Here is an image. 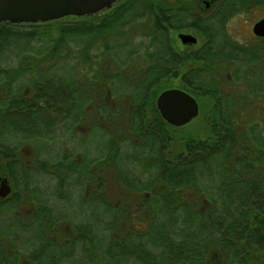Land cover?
<instances>
[{
  "label": "trees",
  "instance_id": "trees-1",
  "mask_svg": "<svg viewBox=\"0 0 264 264\" xmlns=\"http://www.w3.org/2000/svg\"><path fill=\"white\" fill-rule=\"evenodd\" d=\"M222 2L215 7L208 20L201 19L202 16L194 12L198 0H119L112 8L93 15L67 16L38 23L1 22L0 98L5 95L6 89L11 96L30 86L26 85L29 81L35 89L48 90L42 95L49 97L54 77L59 96L64 95L66 85H72L74 105L105 97L106 101L102 102L105 105L106 125L109 123V113H115L110 98L115 99V105H128L131 118L139 113L132 112V106H142L143 113L154 114V120L161 126L167 125L159 114L156 100L166 89L163 82L167 77L178 76L176 70L180 64L172 50L169 53L170 62H167L165 41L170 38L167 37L168 32L191 27L205 40L229 41L231 37L224 29L229 19L238 13L246 14L264 7V0ZM212 46L217 50L215 53L201 52L196 59V65L201 67L199 78L185 77V83L195 89L196 97L208 104H235L238 100L243 103L245 98L263 99L264 102V51L260 50L261 47L244 48V52L237 54L228 46ZM225 58L241 61L240 69L246 76L248 96L227 92L225 85L229 81L224 76L226 70L217 69ZM68 65L78 69L74 84H65V77L59 73L63 71L61 66ZM235 74L239 75L238 80L241 75L238 72ZM119 81L125 86L116 90L115 84ZM144 119H139L142 124ZM142 124H138L141 127L139 132L126 133L122 137L133 148H137L134 138L145 130L146 124ZM213 127L223 144H218L221 151L234 154L231 160L233 186L228 194L234 217L228 226L218 227L223 234L221 242L224 243L218 244L216 249L223 256L224 264L228 262L229 255L232 257L230 264H264V187L261 186L264 175V131L261 128L257 133L255 129L258 126H250L245 132L233 127L232 144H226V127ZM103 131L107 150L102 156L106 167H124L123 161L126 160L115 163L117 151L114 142H119L121 137L108 128ZM252 132L257 135L254 137ZM190 138H187V149L191 148L193 142ZM152 140L153 151L156 152L160 137L153 133ZM3 141L0 139V143ZM201 144L203 146L204 142ZM236 152L241 154L237 155ZM96 158L93 163L98 161ZM161 160L159 158L160 163ZM218 161L221 163L219 166H226V160ZM12 177L15 179V192L11 198L0 201V264H100L103 256L101 248H104V257H114L116 247L112 221L115 208L109 197L106 198L107 232L103 246L99 244L101 238L98 230L95 227L92 229L91 224H80L64 216H55L47 197L37 194L40 191L37 176L12 173ZM80 187L84 201L97 205L95 190L87 193L85 184ZM52 194L55 195L54 188ZM97 210L89 209V212L96 215ZM4 212L9 217H3ZM204 221L203 229L208 227ZM66 225L70 227L67 230L63 229ZM33 229L34 239L29 237L27 242H21L18 232ZM227 231L232 233L229 238L226 237ZM28 242L31 245L26 247ZM206 253L203 250V259Z\"/></svg>",
  "mask_w": 264,
  "mask_h": 264
},
{
  "label": "flooded vegetation",
  "instance_id": "flooded-vegetation-1",
  "mask_svg": "<svg viewBox=\"0 0 264 264\" xmlns=\"http://www.w3.org/2000/svg\"><path fill=\"white\" fill-rule=\"evenodd\" d=\"M222 1L198 0L194 12L201 15V19L208 20ZM243 15L244 13L236 14L224 25L231 40L226 41L227 44L223 46L233 48V52L237 54L244 52V48L248 50L251 47H261L263 52L264 37L253 32L255 23L250 28L254 38L252 40L235 39L229 30L231 21ZM215 21L216 19L213 20ZM183 33L194 35L197 42L183 43L180 38ZM167 37H170L165 41L167 62H170L169 53L172 50L180 63L176 70L178 76L170 77L178 78L175 84L177 87L173 88L185 90L197 99L198 118H204L203 135L191 132L186 134L183 131L198 118L182 126L172 125L163 119L167 125L161 126L154 120V114L143 113L142 106H132L131 111L139 113L131 118L130 107L115 105L114 98L109 101L115 108V113H109V123L106 125L105 105L102 102L106 101L105 97L101 96L100 100L94 98L93 102L83 103L82 106L74 105L72 85H66L64 95L59 96L56 79L53 77L48 97L42 95L48 90L35 89L29 81L30 86L11 96L6 89L5 95L0 98V139H4L0 143V187L4 182L11 186L10 194L7 197L0 196V201L11 198L15 192L12 173L37 176L39 188L45 180H50L53 182L55 197L61 200L66 198L72 186H78L82 198L80 185L85 184V192L95 190L98 210L96 215L89 212V217L78 223H89L92 229L95 227L101 238L99 244L103 245L107 232L106 198L113 201L115 212L112 230L116 248L115 255L111 258L116 264H202L203 261L204 264H224L223 256L216 249L218 244L224 243L221 242L223 234L218 231V227L225 224L228 226L233 221L232 201L227 200L225 205H220L218 198L210 196L211 185L204 180L209 178L207 175H219L215 190L227 191L228 195L233 186L231 160L234 154L221 151L220 146L223 144L213 126H225L228 130L225 143L232 144L233 127L245 132L250 126H258L255 130L260 132L264 126V119H261L264 106L257 103L259 99L250 103V98H245L243 103L238 100L235 104L203 103L196 97L195 89L185 83V77L188 75L189 79L199 78L201 67L196 65V59L201 52L215 53L217 50L212 45L215 44L217 48V41L205 40L191 27L177 31L174 39L171 32H168ZM222 61L227 64L224 66V76L229 81L225 85L227 92L248 96L249 88L246 87L245 73L240 69L241 61L228 58ZM236 72L241 75L238 80ZM170 78L167 77L166 80ZM167 89L171 88L165 90ZM156 107L159 111L157 100ZM159 114L161 115L160 111ZM141 118L144 119L143 124L139 120ZM140 122L142 125L146 124L145 130L138 138H134L137 148H133L122 137L126 133L139 132ZM105 128L121 137L119 142H114L117 151L115 163L126 160L123 161L124 167L107 168L105 165V158L102 156L107 150L106 137H103ZM153 133L160 137L156 152L153 151ZM257 133L252 132L251 135L255 137ZM96 134H101L99 142L95 140ZM187 138L193 140L189 149L186 146ZM94 140V147L91 148L90 143ZM96 157L98 163H93L97 160ZM159 158H162V163ZM218 159L226 160L224 168L219 166L221 163ZM214 165L216 170L213 171ZM111 182L114 183V199L108 193ZM82 201L87 205L91 202L84 201L83 198ZM50 206L54 213V205ZM203 219L208 226L205 229L202 227ZM66 221L71 225L73 220ZM68 225L63 226V229H69ZM231 236L232 233L227 231L226 237ZM101 250L104 257V248ZM203 250L207 251L204 259ZM227 260L225 264H230L232 257L229 255Z\"/></svg>",
  "mask_w": 264,
  "mask_h": 264
},
{
  "label": "water",
  "instance_id": "water-1",
  "mask_svg": "<svg viewBox=\"0 0 264 264\" xmlns=\"http://www.w3.org/2000/svg\"><path fill=\"white\" fill-rule=\"evenodd\" d=\"M119 0H0V23L13 24L47 22L67 16H86L112 8ZM255 35L264 37V18L253 26ZM185 44L197 42L192 34L180 35ZM163 118L175 126L186 125L199 117L197 99L185 90H164L157 99ZM11 186L4 182L0 196L7 197Z\"/></svg>",
  "mask_w": 264,
  "mask_h": 264
},
{
  "label": "rangeland",
  "instance_id": "rangeland-1",
  "mask_svg": "<svg viewBox=\"0 0 264 264\" xmlns=\"http://www.w3.org/2000/svg\"><path fill=\"white\" fill-rule=\"evenodd\" d=\"M262 18H264V7L256 8L253 11L244 14L243 16H238L235 19H233L229 25V28H230L229 30L231 31V33L235 39H238V40H249V39H251L252 40L254 38L251 36L252 33H251L250 28L253 26V24L255 22H257L258 20H260ZM139 32H137V33H139ZM175 33L176 32H174V31L171 32L173 39L175 37ZM176 38H175V40H176ZM226 41H228V40L220 39L219 41H217V43L220 46H222V45L227 44ZM225 65H227V64L225 63V64L219 66L218 69H221V71L224 70ZM61 69L63 71H61L59 73L65 77V80H66L65 84H67L69 82L74 84L76 82V79H77L76 73L78 72V69L73 68L70 65H68L67 67L61 66ZM177 82H178V78L173 77V78H170V80H165L163 82V85H165L166 88H173V87H177L175 85ZM39 83L42 84L43 83L42 80H40ZM26 85H28V84H26ZM124 86H125V84L119 81L115 84V89L120 90ZM254 100L255 99L251 98L249 101H250V103H254ZM257 103H259V105L262 103L261 107L264 106V102L257 101ZM80 104L82 106V104H83L82 101H80ZM256 114L258 116H260L258 112H256ZM261 116H262L261 119H264L263 113ZM249 120H251V119H249ZM203 121H204V118L200 117V118H198V120L194 124L189 125L185 129H183V131L185 130L186 134L191 132V133H195V134L200 133L201 135H203L205 133L203 131L205 129L203 126L204 125ZM263 124H264V122H263ZM262 129L264 131V126L262 127ZM198 130H202V132H200ZM78 138H80V137H78ZM91 138H93V137H91ZM100 138H101V134H96V139H95L96 142H99ZM95 140L91 141V143H90L91 148L94 147ZM213 167L215 168V169H213V171L216 170V166L214 165ZM207 176L209 178L205 179L204 181L211 185V188L209 191L210 196L213 198H215V197L218 198L220 205H225L226 201L231 199L227 195V191L226 192H218L217 190H215V187L218 184L220 176L219 175H213L211 177L209 175H207ZM45 182L46 183L41 185L40 191H38L37 194L41 197L46 196L47 201H49L51 204L54 205V214L55 215L65 216L67 218H70L74 222H80V221L86 220L89 217V209H93L94 211H96V209H98V206L96 204L95 205H87L86 203H84L82 201V198H81L80 192H79L80 189L78 188V186H72L70 188L69 192L67 193L66 198L64 200H61V199L56 198L55 195L52 194L53 183L50 180L49 181L45 180ZM113 186H114V183L111 182V185L108 189V193L112 197V199L115 198V192L113 190ZM261 186L264 187V175L262 177ZM25 208H26V206H25ZM220 208H222V207H220ZM233 214H234V212H232V218L234 217ZM3 217H9V216L7 215L6 212H4ZM34 231H35V229L30 230V231L20 230L18 232L20 241L21 242L22 241L27 242L29 237H32L31 240H33L34 239L33 238ZM30 245L31 244H29V242L25 244L26 247H29ZM86 258L87 257H84V259H86ZM129 259H130V257H129ZM100 264H116V263L113 260V258H111V257H102Z\"/></svg>",
  "mask_w": 264,
  "mask_h": 264
}]
</instances>
